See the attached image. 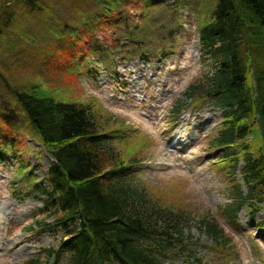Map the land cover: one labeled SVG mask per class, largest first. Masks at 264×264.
<instances>
[{"label": "rangeland", "instance_id": "374dc122", "mask_svg": "<svg viewBox=\"0 0 264 264\" xmlns=\"http://www.w3.org/2000/svg\"><path fill=\"white\" fill-rule=\"evenodd\" d=\"M8 1L0 0L3 9L15 0ZM213 3L125 0L108 12L95 0H39L42 13L11 11L0 35V143H12L2 148L0 161V264H45L43 251L62 238L37 223L42 202L29 185L47 181L53 159L18 113L9 88L33 85L57 100L90 106L109 128L124 127L125 146L117 141V148L126 154L140 147L133 181L194 219L183 231L187 246L170 252L164 264H264L263 211L250 217L244 207L235 224L220 215L234 185L247 192L241 166L230 177L220 166L222 150H209L221 112L195 108L184 96L208 70L199 30ZM198 214L218 220L231 245L214 250L196 223Z\"/></svg>", "mask_w": 264, "mask_h": 264}, {"label": "trees", "instance_id": "16d2710c", "mask_svg": "<svg viewBox=\"0 0 264 264\" xmlns=\"http://www.w3.org/2000/svg\"><path fill=\"white\" fill-rule=\"evenodd\" d=\"M95 1L109 12L125 0ZM4 4L0 35L14 8L43 12L39 0H15L6 9ZM212 7L199 30L208 70L184 96L195 108L204 104L221 112L209 150H222L220 166L228 176L241 166L240 182L247 192L234 185L231 202L220 210L235 224L244 207L250 217L264 213V0H214ZM9 88L18 113L53 159L47 181L29 185L42 202L39 227L62 237L57 247L43 251L45 264H61L64 254V264H164L170 252L187 246L183 231L194 219L133 181L131 164L140 147H128L126 154L117 148V141L124 145V127L109 128L90 106L57 100L39 85ZM249 136L251 142L245 141ZM6 139L0 143V161L2 148L12 147ZM196 219L214 250L231 245L213 216L198 214Z\"/></svg>", "mask_w": 264, "mask_h": 264}]
</instances>
